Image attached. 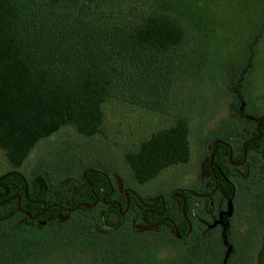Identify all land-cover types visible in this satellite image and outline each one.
I'll list each match as a JSON object with an SVG mask.
<instances>
[{
  "label": "trees",
  "instance_id": "16d2710c",
  "mask_svg": "<svg viewBox=\"0 0 264 264\" xmlns=\"http://www.w3.org/2000/svg\"><path fill=\"white\" fill-rule=\"evenodd\" d=\"M240 1L261 13V21L245 41L252 52L250 47L264 35V0ZM233 2L0 0V151L9 165L0 174V264H27L31 259L34 262L29 264L52 260L72 264L87 254L93 264H227L234 233L264 241V120L256 130L261 113L251 114L256 120L250 121L241 93L253 52L242 69L225 68L229 74L238 72L230 89L234 105L222 119L223 129L212 130L201 144L206 147L215 140L236 139L238 160L243 157V143L248 155L235 173L231 169L235 153L228 161V151L220 144L214 154L224 173L217 185L231 214L224 240L219 233L178 241L166 233L136 232L130 226L137 213L133 196L129 195L127 214L121 215L112 203L124 205L117 188L121 179L99 161L78 160L69 168L73 156L62 165L50 153V162L37 159L29 178L21 172L38 143L63 128H72L84 138L101 134L103 106L121 93L123 68L140 54L168 57L167 104L174 109L167 113H177L168 126L152 132L124 155L126 169L136 185L144 186L167 169L188 164L195 103L184 99L182 91L188 79L203 82V70L218 82V67L214 72L213 67L203 68L208 58L202 52L219 43L221 13ZM178 82L181 91L175 89ZM196 94L201 103L199 90ZM259 133L261 138L256 139ZM76 168L79 171L74 175ZM240 186H246L244 191ZM182 212L187 214V207L182 210L180 201L165 209L179 234L185 232ZM65 232L76 240L74 246L59 243L56 250L53 241ZM130 236L141 239L134 242ZM40 249L48 258L44 262L36 253Z\"/></svg>",
  "mask_w": 264,
  "mask_h": 264
},
{
  "label": "rangeland",
  "instance_id": "374dc122",
  "mask_svg": "<svg viewBox=\"0 0 264 264\" xmlns=\"http://www.w3.org/2000/svg\"><path fill=\"white\" fill-rule=\"evenodd\" d=\"M233 3L221 13L222 30L219 43L216 44L214 49L206 46L208 49L205 48L202 52L208 58L207 60L203 59V68L206 67L208 70L213 67L212 72H214L215 66L218 67L220 72L218 82L211 80V76L203 70L201 74L204 79L203 82L195 83L193 80L188 79L185 89L182 91L184 99L192 98L193 103H195L192 110H194L193 117L196 120L193 121L192 119V123H190L189 135L192 156L188 164L165 171L158 179L144 186L136 185L126 169L123 160L124 155L136 149L140 141L147 138L152 132L168 126L177 113L173 110L172 113L170 110L168 111L171 115L167 113V109H174L171 104H167L168 57L165 55L140 54L131 59L123 68L124 80L122 86L124 91L122 92L123 89H121V93L118 94L116 99H112L103 106L105 119L101 134L84 138L77 135L72 128H63L50 138L38 143L21 167V172L29 178L31 173L36 170L37 159L40 158L39 160L43 161V164L50 162V153L55 154V158H53L55 163L59 162L62 165L70 158L69 161L72 163L69 162V168L71 165L75 167L78 160L99 161L106 168L112 167V173L121 179L124 186L143 196H149L158 187H168V180H171L170 176L174 173L195 170L194 164L199 159L203 140L207 139L212 130L223 129L224 127L222 119L229 116L228 111L234 105V99L231 97L230 91L231 87L234 86L232 82L237 78L238 69L244 67L252 52V66L242 81L241 93L245 104L248 105L247 110L250 114L264 113V35L257 45L250 47L252 52L248 48L250 45L245 44L246 39L251 34V29L261 21V13L257 12L256 8L249 9L250 6L247 7L246 1L238 2V0H234ZM187 50L189 51V49ZM156 65H159L158 69ZM193 66L196 68V65ZM225 68L232 71L237 68V71L234 74H229L225 72ZM198 85L201 87H198ZM175 89L181 91L182 84L179 86L178 82ZM198 90L201 93L199 95V97L201 96L199 98L201 103L196 100L198 94L195 95V92H198ZM202 99L205 103H202ZM217 106L221 109H215ZM156 109L161 110L157 111ZM59 169L60 165H57V171ZM7 170H9V165L0 151V174ZM75 170L74 175H77L79 168ZM174 182L172 181V183ZM160 183L161 185L158 186ZM240 187L241 191H244L246 186ZM235 234L230 236L234 245L227 264H264V241L254 235L243 237L242 234ZM129 239L136 242L141 237L130 236ZM75 241L72 234L65 232L57 237L56 241H53V247L56 246V250H58L59 243H69L70 247L68 246V248H71L74 246ZM215 241L217 240L215 239ZM219 247L218 253L221 252L222 254L223 250L220 243ZM38 251L36 253L40 261L44 262L48 259L45 257L46 254L43 249ZM228 252L229 249L226 255ZM81 257L80 260H76L72 264H93L89 254ZM52 261L43 264H66ZM30 262L34 261L31 259L26 263L29 264ZM168 264L172 263L169 262Z\"/></svg>",
  "mask_w": 264,
  "mask_h": 264
},
{
  "label": "flooded vegetation",
  "instance_id": "af4514ba",
  "mask_svg": "<svg viewBox=\"0 0 264 264\" xmlns=\"http://www.w3.org/2000/svg\"><path fill=\"white\" fill-rule=\"evenodd\" d=\"M246 112L250 121L256 120L249 111ZM263 120L264 113L259 116L256 130L259 129ZM259 138H261L260 133L256 139ZM220 144L228 151V161H230L232 154L235 153L236 162L231 164V169L237 173L238 169L245 165L248 157L244 149V143L241 145L243 157L240 161L238 160V148L235 147L238 144V140L229 139V141L225 142L215 140L213 144H207L206 147H202L199 159L194 164L195 170L191 172L181 171L178 174L174 173L170 176L171 180H168V187H158L151 195L143 196L125 187L121 181L117 188L119 194L125 198L124 205L121 206L119 201L112 203L116 205L121 215H126L130 204L129 195L133 196L137 213H135L136 216L134 218L130 219V226L138 233L143 232L150 235L166 233L167 236L170 235L178 241H187L193 236L204 239L214 233H219L221 239L224 240L229 222L228 217L231 214H228L227 211L228 201L223 198V194L217 185L218 176L224 175L214 161V154ZM112 176L116 177L114 174ZM172 181L175 182L172 183ZM160 185L161 183L158 186ZM97 201L98 198H96L95 202ZM178 201L181 202L182 210L187 207V214L182 212L185 224V232L182 234H179L176 223L165 215V209L177 204ZM159 205L161 206L160 212L158 211Z\"/></svg>",
  "mask_w": 264,
  "mask_h": 264
}]
</instances>
